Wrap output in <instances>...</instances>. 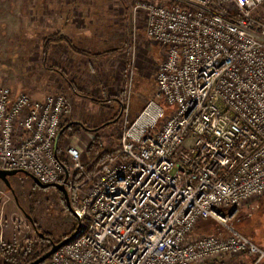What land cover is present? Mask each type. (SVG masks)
<instances>
[{
  "label": "built area",
  "instance_id": "1",
  "mask_svg": "<svg viewBox=\"0 0 264 264\" xmlns=\"http://www.w3.org/2000/svg\"><path fill=\"white\" fill-rule=\"evenodd\" d=\"M136 10L165 54L156 99L126 128L120 151L81 182L73 179L86 171L81 152L68 149L71 174L57 153L69 101L0 89V170L64 185L80 220L75 238L44 264L244 255L262 264L264 245L229 224L264 196V0H144ZM204 222L224 235L209 227L195 236ZM6 249L0 222V256Z\"/></svg>",
  "mask_w": 264,
  "mask_h": 264
},
{
  "label": "rangeland",
  "instance_id": "2",
  "mask_svg": "<svg viewBox=\"0 0 264 264\" xmlns=\"http://www.w3.org/2000/svg\"><path fill=\"white\" fill-rule=\"evenodd\" d=\"M143 1L0 0V89L25 93L35 100L63 95L69 101L66 126L78 123L80 134L64 139L68 160L69 147L81 152L80 137L87 135H92L90 144L98 136L106 152L117 154L126 128L156 99V77L165 54L146 36V17L136 10ZM57 36L90 56L49 41ZM60 72L67 74L79 94L67 86ZM87 150L81 152L85 164ZM8 181H0L1 232L7 246L0 264H7L11 250L39 254L74 234L78 221L58 190L42 189L24 174ZM229 225L264 245V196L248 201ZM206 228L224 235L221 227L208 222L201 223L194 235Z\"/></svg>",
  "mask_w": 264,
  "mask_h": 264
},
{
  "label": "trees",
  "instance_id": "3",
  "mask_svg": "<svg viewBox=\"0 0 264 264\" xmlns=\"http://www.w3.org/2000/svg\"><path fill=\"white\" fill-rule=\"evenodd\" d=\"M50 42H61V43H65L69 46L70 50H72L73 53L80 55V56H85V57H89L90 55L87 54L84 51H80L76 48H74L72 42L64 37L61 36H57L54 40L50 39ZM110 55V54H109ZM99 57V56H97ZM61 73V77L63 78L64 82L67 84V86L76 94H79V90L76 88L75 84L69 79V77L67 76V74L65 72H60ZM90 100H93L94 102H98L97 100H94L93 98H90ZM88 131V130H86ZM80 134V126L77 124L72 125L71 127H69L60 137L59 141H58V146H57V153H58V158L60 160V162L63 164V166L67 169V171L71 174L72 173V168L70 165L69 160L66 157L65 154V149H64V139L65 137L69 136H76ZM120 151V150H119ZM115 154L106 152L103 148V145L101 143V140L98 136L93 137V140L87 150V156L89 158L88 163L86 164V171L85 174H79V173H75L73 176L74 181L77 182H81L82 180H84L87 176L92 175L93 173H95L105 162H107L109 159H111ZM61 194V193H60ZM64 198V197H63ZM77 230V228H76ZM75 230V232H76ZM74 232V233H75ZM73 234H70L69 236H67L65 239L69 238L70 236H72ZM40 237V235H39ZM43 241H49L51 242L50 239H48L46 236L45 238H42ZM46 249H44V251H42L39 254H36L35 251H29L26 250L23 253H17L14 250H11L10 254L7 255V264H29L30 262H33L34 260H37L38 258H40L42 255H44L46 252H48L51 249V246L48 245L46 247H44ZM10 261V262H9Z\"/></svg>",
  "mask_w": 264,
  "mask_h": 264
},
{
  "label": "water",
  "instance_id": "4",
  "mask_svg": "<svg viewBox=\"0 0 264 264\" xmlns=\"http://www.w3.org/2000/svg\"><path fill=\"white\" fill-rule=\"evenodd\" d=\"M74 124H78V123H70L68 124L61 132V135L69 128L71 127L72 125ZM18 174H24L28 177H30L37 186H39L40 188L42 189H50V188H53V189H56L58 190L64 197V200H65V203L67 205V208H68V211L77 219L78 221V227H77V230L76 232L70 236L69 238L61 241L60 243H51V249L45 253L44 255H42L40 258H38L37 260L29 263V264H44L54 253H56L58 250H60L61 248H63L65 245H67L70 241H72L77 232L80 230V220L77 216V214L75 213L74 209L72 208V205H71V201H70V196H69V193L67 191V189L65 188L64 185H42L36 178H34L32 175L28 174L27 172H24L22 170H17V171H1L0 170V181L1 182H4L6 184L9 183L8 181V178L9 177H13V176H16ZM68 179V173H67V177H66V180ZM0 212H1V203H0ZM41 238H44L43 235H40Z\"/></svg>",
  "mask_w": 264,
  "mask_h": 264
},
{
  "label": "crops",
  "instance_id": "5",
  "mask_svg": "<svg viewBox=\"0 0 264 264\" xmlns=\"http://www.w3.org/2000/svg\"><path fill=\"white\" fill-rule=\"evenodd\" d=\"M171 3H176V0H171ZM86 132L92 133L90 130H88ZM91 138H92V135L91 136L87 135L85 138L80 137V141L82 144H80L79 149L81 150L82 153L86 152V150L90 144ZM218 261L220 264H253V258L249 255H244V256L238 257L234 260L223 258V259H218ZM231 262H233V263H231Z\"/></svg>",
  "mask_w": 264,
  "mask_h": 264
}]
</instances>
